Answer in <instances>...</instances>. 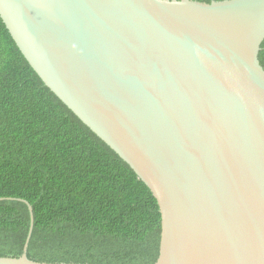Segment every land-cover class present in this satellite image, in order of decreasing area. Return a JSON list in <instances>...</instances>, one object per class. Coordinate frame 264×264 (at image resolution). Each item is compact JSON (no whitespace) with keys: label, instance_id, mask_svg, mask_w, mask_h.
<instances>
[{"label":"water","instance_id":"95a60500","mask_svg":"<svg viewBox=\"0 0 264 264\" xmlns=\"http://www.w3.org/2000/svg\"><path fill=\"white\" fill-rule=\"evenodd\" d=\"M0 18L152 192L156 264H264V0H0ZM20 201L24 251L0 264H77L29 258Z\"/></svg>","mask_w":264,"mask_h":264},{"label":"trees","instance_id":"16d2710c","mask_svg":"<svg viewBox=\"0 0 264 264\" xmlns=\"http://www.w3.org/2000/svg\"><path fill=\"white\" fill-rule=\"evenodd\" d=\"M211 3L223 0H195ZM264 67V43L260 53ZM0 257L156 264L162 217L133 169L41 80L0 18ZM14 199V200H7Z\"/></svg>","mask_w":264,"mask_h":264}]
</instances>
